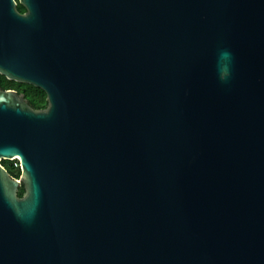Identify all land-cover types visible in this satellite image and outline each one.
Listing matches in <instances>:
<instances>
[{
    "label": "water",
    "instance_id": "obj_1",
    "mask_svg": "<svg viewBox=\"0 0 264 264\" xmlns=\"http://www.w3.org/2000/svg\"><path fill=\"white\" fill-rule=\"evenodd\" d=\"M18 3L0 264H264V0Z\"/></svg>",
    "mask_w": 264,
    "mask_h": 264
},
{
    "label": "trees",
    "instance_id": "obj_2",
    "mask_svg": "<svg viewBox=\"0 0 264 264\" xmlns=\"http://www.w3.org/2000/svg\"><path fill=\"white\" fill-rule=\"evenodd\" d=\"M23 7L21 5H18V10L19 11H22ZM3 80L6 82V83H9L10 85H6L7 87L8 86H11L13 83L15 82H11L9 80H6L5 78H3ZM4 86V87H6ZM30 89H34L36 90L35 88H32V86H28ZM38 95L36 96H32L29 100V104L31 105V107L33 109H39V108H42L44 105H45V101H44V94L43 92H41L40 90H38ZM0 164L7 170V172L9 173V175L13 178H19V175H20V168H19V164H18V161L16 159H13V160H1L0 161ZM24 193V189L22 186H19L18 187V190H17V196H22Z\"/></svg>",
    "mask_w": 264,
    "mask_h": 264
},
{
    "label": "flooded vegetation",
    "instance_id": "obj_3",
    "mask_svg": "<svg viewBox=\"0 0 264 264\" xmlns=\"http://www.w3.org/2000/svg\"><path fill=\"white\" fill-rule=\"evenodd\" d=\"M17 2L16 4V9L18 10V5H20L18 3V0H15ZM23 7V6H22ZM19 11V10H18ZM20 13H25L26 12V9L23 7L22 11H19ZM3 78H5L3 75H0V88L3 89V90H13L15 91L17 94L19 95H22L24 97V99L27 101L28 105L31 107V105L29 104V100L32 96H36L38 95V90H40L41 92H43L44 94V101H45V105L42 107V108H39V109H44L46 108L47 106V100H46V95L44 93L43 90H41L40 88H37L35 86H32L30 84H26V83H22V82H16V81H13V80H9L7 78H5L6 80H9L11 82H15L13 83L11 86H6V85H10L9 83H6ZM32 86V88H35L36 90L34 89H30L28 86ZM6 86V87H4Z\"/></svg>",
    "mask_w": 264,
    "mask_h": 264
}]
</instances>
